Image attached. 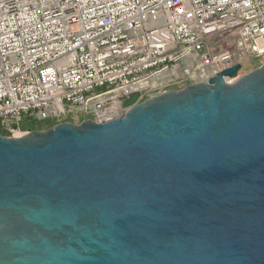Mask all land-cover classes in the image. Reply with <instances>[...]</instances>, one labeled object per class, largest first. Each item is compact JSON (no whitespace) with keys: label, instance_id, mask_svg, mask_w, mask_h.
<instances>
[{"label":"water","instance_id":"obj_1","mask_svg":"<svg viewBox=\"0 0 264 264\" xmlns=\"http://www.w3.org/2000/svg\"><path fill=\"white\" fill-rule=\"evenodd\" d=\"M241 69L0 135V264H264V64Z\"/></svg>","mask_w":264,"mask_h":264},{"label":"built area","instance_id":"obj_2","mask_svg":"<svg viewBox=\"0 0 264 264\" xmlns=\"http://www.w3.org/2000/svg\"><path fill=\"white\" fill-rule=\"evenodd\" d=\"M247 60L264 0H0V135L107 123Z\"/></svg>","mask_w":264,"mask_h":264},{"label":"rangeland","instance_id":"obj_3","mask_svg":"<svg viewBox=\"0 0 264 264\" xmlns=\"http://www.w3.org/2000/svg\"><path fill=\"white\" fill-rule=\"evenodd\" d=\"M263 64H264L263 60H247L244 62L243 67H242L241 71L239 72L240 73L239 75L240 76L246 75V74L256 70L257 68H259ZM35 125H37V124H35ZM49 126H50V124L45 123L44 125L37 127V129H44L43 131H45V129ZM38 131H40V130H38Z\"/></svg>","mask_w":264,"mask_h":264},{"label":"trees","instance_id":"obj_4","mask_svg":"<svg viewBox=\"0 0 264 264\" xmlns=\"http://www.w3.org/2000/svg\"><path fill=\"white\" fill-rule=\"evenodd\" d=\"M49 128H51V127H47L45 130H47ZM38 130L43 131L44 129H36V132H38Z\"/></svg>","mask_w":264,"mask_h":264},{"label":"bare ground","instance_id":"obj_5","mask_svg":"<svg viewBox=\"0 0 264 264\" xmlns=\"http://www.w3.org/2000/svg\"><path fill=\"white\" fill-rule=\"evenodd\" d=\"M264 61V60H263ZM231 80H237V78H235V79H232V78H230Z\"/></svg>","mask_w":264,"mask_h":264}]
</instances>
